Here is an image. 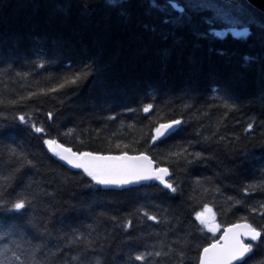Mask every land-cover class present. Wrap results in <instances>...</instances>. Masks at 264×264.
<instances>
[{"label": "trees", "instance_id": "trees-1", "mask_svg": "<svg viewBox=\"0 0 264 264\" xmlns=\"http://www.w3.org/2000/svg\"><path fill=\"white\" fill-rule=\"evenodd\" d=\"M116 2L0 0V201H28L0 207L5 264H25L36 245L47 264H199L219 237L197 219L205 205L221 231L264 226V13L246 0L184 13L167 0ZM171 120L182 122L153 141ZM46 138L77 152L146 153L177 190L157 180L106 188ZM12 148L33 164L14 171ZM74 231L84 239L68 244ZM240 264H264V243Z\"/></svg>", "mask_w": 264, "mask_h": 264}, {"label": "snow or ice", "instance_id": "snow-or-ice-1", "mask_svg": "<svg viewBox=\"0 0 264 264\" xmlns=\"http://www.w3.org/2000/svg\"><path fill=\"white\" fill-rule=\"evenodd\" d=\"M151 6L153 8L159 9L161 7L160 0H150ZM112 6H117L116 0ZM167 7L184 13L190 9L199 10L205 5H196L192 3H181L180 0H167ZM206 22L208 18H205ZM251 23H256L255 19ZM261 27H264V21L261 22ZM245 34L248 33V28L244 29ZM87 72L81 71L75 73L70 78H66L64 83L58 84L57 87H63L67 83H76L78 80L86 78ZM48 91H55V89H49ZM39 92H45V89H39ZM36 95V93H29V96ZM20 99H24L20 97ZM2 102V101H0ZM16 103V101H12ZM228 107V105H225ZM152 107V105H147L144 111L147 112ZM51 117V113H49ZM18 120L21 124H27L28 120L24 115H20ZM181 120H171L168 123L159 124L153 131L154 135L152 140L155 141L159 137H164L172 132L173 128L181 124ZM252 124L248 125V128H252ZM32 129L36 133H43L44 129L37 127L35 124L31 125ZM43 143L48 146L49 150L61 160L66 161L69 165L83 169V171L91 177L92 181L101 185H122L129 183H138L143 180H157L163 184L166 188L175 192L177 189L172 183H169L166 176H169V170L166 167L153 168V161L146 156L143 152L138 155L129 156L126 152H122L121 155H101L97 152H73L70 148H65L64 145L59 144L56 139H44ZM119 147V145H117ZM12 155L20 157V161L17 168L14 171H19L25 165H32L33 161L24 157L23 153H17L15 148L9 150ZM173 155H176L173 153ZM200 153H196L199 156ZM170 179V176H169ZM264 184V181H261ZM247 192L248 189H245ZM231 199V198H229ZM236 203H241V201H236ZM28 201L26 198L18 197L14 202L0 201V207H6L7 211L19 212L27 207ZM264 208V204L260 205ZM252 212H256L255 207L251 208ZM205 212L211 213V209L205 205ZM147 215V213H145ZM197 219L200 220L201 224L207 228L209 232L215 233L219 226L215 223V214L211 213L210 216H205L204 212L197 213ZM151 220H156V216H149ZM243 238H248L249 242H245ZM68 244L78 242L84 239L82 233L73 232L72 236L64 237ZM220 241H223L221 243ZM260 243H264V226L260 229L254 227L253 224L248 223L246 220L243 223H236L229 225L225 230L223 236L220 237L219 241L214 240L211 244L203 247L202 251L199 252L198 261L199 264H233L234 261H244V259L254 251ZM8 248H0V256H3ZM42 249L40 245H36L32 248L30 252V260L26 261L25 264H47V258L40 260L38 255H40ZM151 255V253H149ZM155 255H161L160 252H156ZM15 260L19 261L20 257L16 255L15 252L12 253ZM180 256L183 257L184 253L181 252ZM72 259H78V257H72ZM136 260H143L144 255L135 256ZM0 264H5L4 259H0ZM183 264V261L181 262Z\"/></svg>", "mask_w": 264, "mask_h": 264}, {"label": "water", "instance_id": "water-1", "mask_svg": "<svg viewBox=\"0 0 264 264\" xmlns=\"http://www.w3.org/2000/svg\"><path fill=\"white\" fill-rule=\"evenodd\" d=\"M249 4H251L253 7H255L256 9H258L259 11H261V12H263L264 13V0H246ZM177 129V126H175L174 128H173V130H172V132H170L168 135H166V136H164V137H159V138H166V137H168L169 135H171L175 130ZM59 143V142H58ZM59 144H61V143H59ZM63 145V144H62ZM64 147L65 148H69V147H67V146H65L64 145ZM71 149V148H70ZM73 152H77V151H75V150H73V149H71ZM101 155H112V156H118V155H121V154H102V153H100ZM128 154V153H127ZM145 154V153H144ZM129 156H132V155H138V154H128ZM146 156H148L147 154H145ZM149 157V156H148ZM151 160H152V158L151 157H149ZM64 163H66L68 166H70V167H72V168H75V167H73V166H71V165H69L66 161H64V160H62ZM153 161V160H152ZM152 167L153 168H155V162L153 161V164H152ZM76 169H79V168H76ZM81 170H83V169H81ZM169 176H166L165 177V179L166 178H168ZM147 181H151V180H143V181H140V182H138V183H129V184H122V185H103L104 187H106V188H110V187H117V188H125V187H129V186H135V185H138V184H142V183H144V182H147ZM223 236V235H222ZM244 239V241L247 243V242H249L248 241V238H243ZM221 243H223V241H220ZM250 255V254H249ZM249 255L247 256V257H249ZM246 257V258H247ZM245 258V259H246ZM239 262H241V261H234L233 262V264H237V263H239Z\"/></svg>", "mask_w": 264, "mask_h": 264}, {"label": "rangeland", "instance_id": "rangeland-1", "mask_svg": "<svg viewBox=\"0 0 264 264\" xmlns=\"http://www.w3.org/2000/svg\"><path fill=\"white\" fill-rule=\"evenodd\" d=\"M181 1L182 2H187V3L191 2V3L196 4V5H205L206 7H203V8H209L210 6H213V7H216V9H220L219 11H221V12H223L225 10V8L227 6L226 4L230 3V0H224V4L221 7V4L223 2H217V0H191V1H189V0H181ZM237 24L239 25V23H237V22L234 23L235 26ZM215 223H216V221H215ZM219 230L220 229L218 228V230L216 232H219Z\"/></svg>", "mask_w": 264, "mask_h": 264}, {"label": "bare ground", "instance_id": "bare-ground-1", "mask_svg": "<svg viewBox=\"0 0 264 264\" xmlns=\"http://www.w3.org/2000/svg\"><path fill=\"white\" fill-rule=\"evenodd\" d=\"M166 123H168V122H166ZM177 128H178V125H177ZM177 130V129H176ZM175 130V131H176ZM174 131V132H175ZM158 139H163V138H158ZM146 154V153H145ZM148 155V154H147ZM149 156V155H148ZM150 157V156H149ZM153 160V159H152ZM62 161V160H61ZM154 161V160H153ZM63 162V161H62ZM155 162V161H154ZM66 164V163H65ZM67 165V164H66ZM68 166V165H67ZM70 167V166H69ZM158 166H157V164H156V162H155V168H157ZM72 168V167H71ZM73 169H76V168H73ZM79 170H81V169H79ZM169 170V169H168ZM81 171H83V170H81ZM84 172V171H83ZM169 176H171V173H170V171H169ZM166 179H169V177L168 178H166ZM152 181H154V180H151V181H147V182H144V183H148V182H152ZM117 188V187H116ZM211 213H214V211L211 209ZM211 213H207V212H205L204 211V214H205V216H210L211 215ZM215 220H216V216H215ZM237 223H243V222H237ZM249 223V222H248ZM233 224H236V223H233ZM231 225V224H230ZM229 226V225H228ZM228 226H225V227H223L222 228V231L221 230H219V237H218V239H216V241H219L220 240V237L224 234V230L228 227ZM220 229V228H219ZM213 242V241H212ZM211 242V243H212ZM210 243V244H211ZM250 256V255H249ZM247 259V258H246ZM246 259H244V261L246 260ZM244 261H242V262H244ZM242 262H239V263H237V264H240V263H242Z\"/></svg>", "mask_w": 264, "mask_h": 264}]
</instances>
